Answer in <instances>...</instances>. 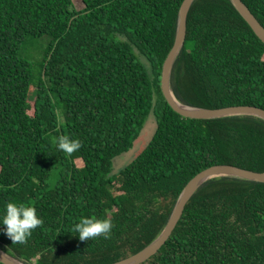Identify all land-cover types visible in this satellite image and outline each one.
<instances>
[{
	"label": "trees",
	"instance_id": "trees-1",
	"mask_svg": "<svg viewBox=\"0 0 264 264\" xmlns=\"http://www.w3.org/2000/svg\"><path fill=\"white\" fill-rule=\"evenodd\" d=\"M242 1L264 26V0ZM181 2L0 0V248L32 264H107L161 232L200 170L264 171L263 119L184 117L161 93ZM43 35L34 70L20 49ZM170 85L189 106L264 109V43L230 0L192 1ZM151 111V139L111 172ZM139 264H264V182L210 178Z\"/></svg>",
	"mask_w": 264,
	"mask_h": 264
},
{
	"label": "water",
	"instance_id": "water-1",
	"mask_svg": "<svg viewBox=\"0 0 264 264\" xmlns=\"http://www.w3.org/2000/svg\"><path fill=\"white\" fill-rule=\"evenodd\" d=\"M192 1L193 0H182L179 6L174 41L162 63L159 85L164 99L174 111L184 117L211 119L231 115H252L264 120V109L256 105L237 104L214 108L194 107L179 101L173 94L170 85V74L174 60L183 46L186 34L187 13ZM230 1L250 25L254 33L264 43V26L258 21L248 6L242 0ZM180 104H182L183 107H181ZM216 176H228L264 182V171H255L232 164H214L200 170L183 186L161 232L140 250L107 264H139L154 255L170 236L183 212L185 204L192 197L194 192L204 182ZM0 262L4 264H32L26 260L16 258L2 248H0Z\"/></svg>",
	"mask_w": 264,
	"mask_h": 264
},
{
	"label": "rangeland",
	"instance_id": "rangeland-1",
	"mask_svg": "<svg viewBox=\"0 0 264 264\" xmlns=\"http://www.w3.org/2000/svg\"><path fill=\"white\" fill-rule=\"evenodd\" d=\"M76 9L82 7L81 0H73ZM49 42V37L47 35H43L37 38H28L24 44H22L20 49V55L31 61L34 65L41 61L43 56V52L45 50L46 45ZM33 89L30 88L29 90V97L32 98ZM156 129V118L151 111L148 114V117L140 130L138 136L133 141L131 147L119 154L118 156L114 157L112 160L111 165V172L115 173L120 170L122 167L130 163L147 145L149 140L151 139L154 131Z\"/></svg>",
	"mask_w": 264,
	"mask_h": 264
},
{
	"label": "bare ground",
	"instance_id": "bare-ground-1",
	"mask_svg": "<svg viewBox=\"0 0 264 264\" xmlns=\"http://www.w3.org/2000/svg\"><path fill=\"white\" fill-rule=\"evenodd\" d=\"M180 106H181V107H183V105H182V104H180Z\"/></svg>",
	"mask_w": 264,
	"mask_h": 264
}]
</instances>
